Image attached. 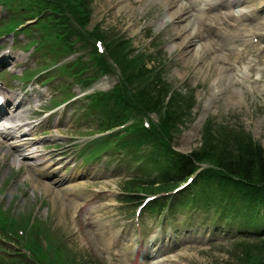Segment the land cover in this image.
<instances>
[{"label": "rangeland", "instance_id": "obj_1", "mask_svg": "<svg viewBox=\"0 0 264 264\" xmlns=\"http://www.w3.org/2000/svg\"><path fill=\"white\" fill-rule=\"evenodd\" d=\"M48 1L58 3L57 0ZM128 1L126 6L120 7L122 0H91L87 10L92 13L87 16V27L83 34L95 33L94 29L99 27L111 37L117 35L131 39L132 48L135 50L132 55L140 52L138 55L144 57L148 68L159 71L169 87L167 100L171 99L175 91L182 96L196 98L181 134L172 140L175 149L191 153L199 147L203 142L208 122H212L216 129L226 126L229 130L236 129V133L240 135L246 133L253 144H260L263 148L264 41L243 47L239 43H233L232 49H228L222 36L227 33L245 32L246 28L250 29L254 25L264 33V17L261 11L260 14L246 12L248 10L239 13V7L213 8L209 4V7L203 6L206 0H188L192 2H188L190 5L200 9L192 20L197 25L193 30L196 46L199 53L201 49L205 50L203 60L208 61L202 68L204 64L201 56H190L188 59L184 57L183 46L177 44L181 38L168 15L165 0ZM198 1H202V4L199 5ZM216 1L220 3V0ZM53 4L48 2V11ZM24 5L29 7L28 1H25ZM58 7L63 10L62 16L66 17L62 21L70 18L68 22H71L73 18L75 29L82 30V24L78 22L77 15H74L77 11L74 1L71 3L62 0ZM14 12L15 14H11L16 18L15 21L24 20L20 12ZM28 14L29 11L25 13ZM3 15L4 10L0 5V17ZM6 23L0 22V28ZM214 23H219L218 30L212 29ZM71 37L70 35L69 38ZM30 39L28 34L18 33L15 38L9 36L0 42V49L14 43L23 51L15 52L19 57L14 61H19L18 65L11 66V69L15 68V74L9 77L8 70L3 67L0 77L7 78L8 82L16 87L17 93H20L21 88H27L28 91L26 94L21 93V97L25 94L24 97L29 99L30 103L26 104V112L21 114L29 113L33 118L36 116L34 110L45 108L55 100L61 101L72 94L76 96L78 100L75 102L53 109L49 114L39 115L37 120L30 123V127L34 131L32 137L37 139L34 149H40L39 157L44 156L51 164V169L59 168L56 174L67 176L73 172L79 173L70 184L74 187L70 192H66L58 184L53 185L54 191L49 188L48 190L44 184L50 178L36 174L28 165V162L38 160L30 158V155L25 159L28 155L26 150L13 155L9 153L10 147L2 143L0 204L10 217L23 223L25 228H29L27 223H30L35 230L40 229L47 235L50 234L55 243L61 244L66 264H74V255L81 258L85 264H156L154 256L150 253L149 257L136 260L138 254L132 251V242L128 240L134 236L140 247L144 246L146 249L155 232L159 235L157 246L169 245L166 254L171 255L167 261L158 264H264V247L253 246L259 241L255 238L256 231L262 230V225L251 228L239 223L234 224L232 221L221 222L216 212L223 210L221 207L210 205L207 211L195 205L180 204L183 198L189 199L188 194L176 197L175 207L170 214L165 210H155V207L154 210L147 208L141 214L140 225L132 222L131 218L134 217L139 200L135 203L128 202L127 197L122 195L125 180L137 177L155 185L160 181V163L163 155L150 143L143 144L140 150L130 144L125 145L123 150L110 146L108 150L87 161L85 151L93 144L84 147L91 140L100 137V133H107L112 127L107 128L105 123H102L101 116L104 114L100 109L93 108L83 93L108 92L119 82V75L117 72L105 74L97 79L92 88L85 90L80 84L73 85L76 81L74 82L65 70H60V67H68L72 63L71 60L77 57L82 63H86V69H82L85 71L84 77L94 71L87 49L84 50L86 47H83V41H73L72 49L78 50H74L78 53L63 48L60 51L47 50L43 49L44 47L32 52L33 47L28 45ZM27 45L30 48L26 49ZM156 55L160 58H154ZM55 64L59 69L49 68ZM222 66L228 69L235 81L225 85V88L218 92V96L214 97L216 107L206 113V123L198 128L193 140L189 141L191 149H184L183 138L193 128L206 106L205 102L211 99L212 80L218 76ZM39 69L40 72L44 69L39 77L35 75L33 78L23 79L27 75L22 76L25 71L36 72ZM63 86L65 89L62 90ZM51 113L53 114L49 116ZM150 122L159 124V114L151 113ZM110 139L113 137L110 136ZM76 201L82 204L76 206ZM40 224L42 228L38 227ZM97 224L99 225L96 226ZM115 230L120 231L121 237L115 238L109 245L106 244L103 235L111 237V232ZM31 235L36 236L34 232ZM234 241H245L246 244ZM157 246L150 248L154 251ZM246 246H250L247 254ZM114 251H118V255H114ZM68 253L72 255L68 256ZM18 256L0 250V264H20L24 258ZM258 257L262 260H255Z\"/></svg>", "mask_w": 264, "mask_h": 264}, {"label": "trees", "instance_id": "obj_2", "mask_svg": "<svg viewBox=\"0 0 264 264\" xmlns=\"http://www.w3.org/2000/svg\"><path fill=\"white\" fill-rule=\"evenodd\" d=\"M57 1L58 3L33 0L28 8L33 16L44 13L38 27L41 35L48 36L46 39L40 38L39 47L47 50L60 51L63 48L73 51L72 44L75 40L83 41V47L92 44L90 39L92 36L104 40L107 54L98 55L95 47H92L91 65L97 66L98 73H108L112 67L110 61H116L121 69L122 79L110 92L91 95V106L100 109L104 114L101 119L106 127L121 124L129 119H137L129 129L116 135L114 140L119 142L118 145L131 144L140 150L143 144L150 143L163 155L160 163V177L164 186L152 188L142 186L140 183L129 189L139 192L170 190L181 184L188 175L201 169L193 184L199 188L200 192L207 193L199 199L202 206L210 208L209 204H211L221 207L225 214L232 216L235 223L244 226H264V151L262 146L253 144L246 133L240 135L236 133V129L229 130L226 126H219L217 127L219 129H216L212 122H208L200 147L194 149L191 154L176 152L171 142L182 132L181 129L195 99L191 96H182L175 91L171 99L167 100L169 87L159 71L155 72L154 69L148 68L142 55H132L133 49L129 39L117 35L108 36L99 27L94 29L95 33L86 34L89 39L85 38L86 35L83 33L87 26V16L91 13L87 10L91 0H64L71 3L74 1L77 10L74 15H77L83 31L75 29L73 18L71 22H68L70 18H67L65 22L62 21L66 18L62 16L63 10H59L58 7L62 0ZM48 2L54 3L49 12H47ZM70 35L71 38H69ZM50 36H52L51 39ZM151 113L159 114L160 122L152 123L150 128H147L143 119L150 118ZM205 163L208 166L202 168V164ZM193 201L196 205L198 204L197 199ZM35 241H31L29 246L30 257L22 255L24 260L20 264H66L60 254L55 255L56 258L45 254ZM261 241L262 245L255 243L253 246L264 247V240ZM245 250L247 254L250 246H246ZM255 260H262V258L258 257Z\"/></svg>", "mask_w": 264, "mask_h": 264}, {"label": "bare ground", "instance_id": "obj_3", "mask_svg": "<svg viewBox=\"0 0 264 264\" xmlns=\"http://www.w3.org/2000/svg\"><path fill=\"white\" fill-rule=\"evenodd\" d=\"M128 2H129L128 0H122V2H121L122 4L120 7L126 6L128 4ZM258 3L260 4L259 6L257 5V2L254 0H245L242 3V8H243V10L244 9L248 10V11L252 10L253 12L258 13V14L262 13V15L264 17V0H259ZM165 5L167 6L168 15H169L170 19L172 20V23H173L174 27L176 28L178 35L181 38L180 42L177 44H179L180 46H183L184 57L186 56V58L188 59V58H190V56H201V58L203 60V58L205 56V50L201 49V53H199V48H198V46H196L195 37H193V30H195L194 28H196V25L193 23L192 18L194 16L198 15L200 9L194 10L195 7H193V5H190L189 3L185 2V0H165ZM248 31L250 32L251 35H255L256 33H260V36H261L264 34L263 32H260L259 27H256L255 25L251 29H247V32ZM223 37L225 39V42L227 44L226 47L228 49H231L229 46L232 47L231 44H233V43H239V45H242L241 47L248 45L247 43H250V41L247 42L248 38L246 37V34H245V38L237 37L236 35H233V36H229V35L225 36L224 35ZM234 38H236V40ZM4 55H5V57H9V55L6 53ZM0 59H2V58L0 57ZM206 63L208 64V61L206 59L203 60L204 65H203V67L201 65V67L204 68ZM234 81H235V79L232 75H230L228 73V69L225 68L224 66H222L219 69L218 76H216L212 80L213 95L212 96L210 95L211 99H209L208 102L207 101L205 102V104L209 107H205V109L199 115V117L197 119L198 121L194 124L193 128L189 132L186 133V135L183 138L182 145H183L184 149L190 148V145L188 143H189V141L193 140V138L195 137V135L197 133L198 128H200V126H199L200 122L199 121H202L203 117L206 116V113L209 110L211 111L213 108L216 107V102L214 101V97L218 96V92H221L225 88V85H229V84L233 83ZM0 93H1V91H0ZM13 100H15L14 96H11V97L7 96V102L6 103H8V106H10L12 104L14 105ZM23 101H25V100L24 99L20 100L16 105L11 107V110H9L10 108L7 107L6 108V110H8L7 112H3V110L0 109V116H2L0 122L2 121L3 125H5L4 127L7 128L6 131L1 133V136L4 137V139L8 138V135L12 132V129L17 130V131L18 130L24 131V129H26L25 135H29V132H28L29 128L27 127L28 123H24L23 121L30 118L31 116L29 113H28V115H25L26 113L21 114L24 112ZM30 131L34 132L31 129H30ZM4 139L0 138V146L2 145L1 142ZM23 139L26 140V139H30V138H28V136H26ZM34 139H36V137ZM18 143L19 144L16 143L12 147H11V144H9L10 149H11V151L9 153H11L13 155L21 154V152L26 150V152H28V155H27L28 157L26 156L25 159H28L29 155H30V158H32V159L35 158V160H38L37 162H35V161L34 162H28V165L31 167V169H34L33 171L36 172V174H40V176H48L50 178V180L47 181L46 184H44L45 188H47V189L49 188L50 190L54 191V186H57V184L59 186H62L66 192H68V191L70 192L72 190V188H74L73 185H70V184L72 183V181L74 179L77 178L79 172H73L72 174L67 175V176H66V174H60V175L56 174V173H58L56 170L59 168L51 169V164L49 163V161L47 159H45V157L42 155H41V157H39L40 154H38V153H39L40 149L39 148L37 150L34 149V146H35L34 143L35 142L28 141V142H24L21 144L20 140H19ZM9 153H6V154H9ZM53 176H58L60 178H53ZM83 200L85 201V199H83ZM75 204H76V206H79L82 203L81 202L79 203L78 201H76ZM98 225L99 224H97L96 226H98ZM119 233H120L119 230L118 231L115 230V231L111 232V237H104V235H103V238L105 240L104 242H106V244L109 245L111 242H113L112 240ZM158 236L159 235L156 232L151 236V241L152 242L155 241L156 246L158 245V243H157ZM131 238H132L131 241L133 243H136L135 237H131ZM168 247H169V245H164L163 247H161L159 245V246H157V248L154 251L151 248H147L146 249V256H147V254L149 255V253H150L151 256H154V260H156L155 261L156 264L164 263L168 259V256L163 257V255H165V253H162V252L167 250ZM158 252H160V253H158Z\"/></svg>", "mask_w": 264, "mask_h": 264}]
</instances>
